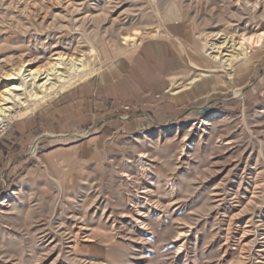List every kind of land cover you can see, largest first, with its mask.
I'll return each instance as SVG.
<instances>
[{"label":"rangeland","instance_id":"374dc122","mask_svg":"<svg viewBox=\"0 0 264 264\" xmlns=\"http://www.w3.org/2000/svg\"><path fill=\"white\" fill-rule=\"evenodd\" d=\"M255 1L0 0V98L4 73L23 61L99 49L89 57L98 72L16 116L9 133L76 87L126 83L121 101L95 95L84 125L29 143L0 190V264H264V40L235 78L202 49L212 33H261ZM168 28L185 46L184 70L163 98L144 95L133 58ZM136 29L150 35L134 53L125 37ZM213 65L199 77L208 90L192 95L200 81L190 78Z\"/></svg>","mask_w":264,"mask_h":264},{"label":"crops","instance_id":"0c3cea01","mask_svg":"<svg viewBox=\"0 0 264 264\" xmlns=\"http://www.w3.org/2000/svg\"><path fill=\"white\" fill-rule=\"evenodd\" d=\"M168 33L162 37H157V35L152 38L148 37L149 39L143 43L145 38L140 43V45L143 43L141 48L137 51L139 45L134 51L137 53L133 58L129 75L134 78V81L139 82V89L144 95L154 93L163 98L168 92V81L173 80L174 76L180 75L184 70L185 46L183 41L173 35L170 29ZM122 72L123 69L117 67L107 75H103L102 79L104 81L116 79ZM196 81H200V83L192 90V95L208 90L207 80L199 78ZM189 83L191 82L189 81ZM125 84L123 81L115 80L100 82L96 87L95 84L89 83L81 85L54 101L39 115H30L24 119L22 117L13 131L0 143V190L5 185L6 177L10 178V174L16 169L15 166L22 164L19 162L25 156L27 146L36 140L38 133L48 130L55 135L72 132L79 125H84L88 117H96V112L92 114L90 112L96 102L95 95H98L99 100L103 97H110L113 100L121 101L125 92ZM180 84L179 89H185V85H182V82Z\"/></svg>","mask_w":264,"mask_h":264},{"label":"bare ground","instance_id":"6f19581e","mask_svg":"<svg viewBox=\"0 0 264 264\" xmlns=\"http://www.w3.org/2000/svg\"><path fill=\"white\" fill-rule=\"evenodd\" d=\"M261 8H263L262 11L260 10ZM250 11L253 15L257 16L259 20H263L264 0H256L251 3ZM262 28H258V31ZM149 35L150 33L136 29L134 33L128 34L125 40L132 45V48H137L143 39ZM263 40L264 30L261 31V33L256 32L255 34H248L245 32L241 37L212 33L204 38L202 49L205 55H209L213 61L217 62L219 66L223 68V70L231 77L235 78L238 74L241 75L245 72L250 64H253L255 58L258 57V53L254 54L251 50L254 47H260ZM97 50L99 49L95 46L88 52L79 49V47L73 50H59L43 65L34 66L33 61L35 58H32L23 61V63H19V65L9 72L5 71L6 73H4L3 79L10 81V84L4 87L2 91L0 98V106H2L0 107V117L7 116L8 113H10V115L13 113L15 117L28 115L37 110L36 104L43 106L76 84L92 77L99 69L95 70V68H93L89 61V57H91V55L94 56L95 53L98 52ZM97 55L104 56L103 52L97 53ZM215 65L208 69H200L202 73L192 76L190 82L196 81L201 76H208L212 72H217L218 66ZM15 105L23 107L24 110L17 114L15 110L18 106L15 108ZM224 115L225 113L214 114L204 118L202 123L207 124L211 120H214V118H223L222 116ZM191 130L192 128L189 131ZM165 132V130L161 131L156 136L162 138ZM191 148L193 147L189 149ZM13 194H16V190Z\"/></svg>","mask_w":264,"mask_h":264},{"label":"built area","instance_id":"2783aa9c","mask_svg":"<svg viewBox=\"0 0 264 264\" xmlns=\"http://www.w3.org/2000/svg\"><path fill=\"white\" fill-rule=\"evenodd\" d=\"M12 114L8 113L7 116L0 117V142L8 135L16 121L15 115Z\"/></svg>","mask_w":264,"mask_h":264},{"label":"water","instance_id":"95a60500","mask_svg":"<svg viewBox=\"0 0 264 264\" xmlns=\"http://www.w3.org/2000/svg\"><path fill=\"white\" fill-rule=\"evenodd\" d=\"M204 111H208V109H205Z\"/></svg>","mask_w":264,"mask_h":264}]
</instances>
